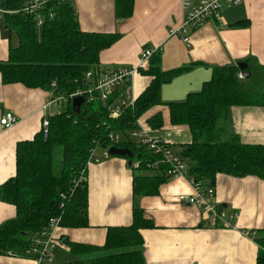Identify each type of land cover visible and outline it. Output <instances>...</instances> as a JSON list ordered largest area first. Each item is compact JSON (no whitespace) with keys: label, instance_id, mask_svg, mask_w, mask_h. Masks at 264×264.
I'll return each instance as SVG.
<instances>
[{"label":"trees","instance_id":"trees-1","mask_svg":"<svg viewBox=\"0 0 264 264\" xmlns=\"http://www.w3.org/2000/svg\"><path fill=\"white\" fill-rule=\"evenodd\" d=\"M0 2L6 9L19 10L25 0ZM133 11L134 0H117L118 18H130ZM52 12L54 18H47L40 30L32 17L5 16L3 24L16 35L18 45L10 47L6 61H0L3 84H21L68 97L88 88L87 73L102 69L100 53L119 36L82 31L76 12L67 2L55 3ZM245 25L240 22L234 27ZM247 62L245 71H240L239 63L213 67L211 80L200 91L189 93L183 101L165 102V85L206 65L191 63L163 71L158 51L148 67L139 70L151 78L149 86L137 98L134 108L126 109L120 117L111 118L109 110L118 93L107 103L84 100L79 114L72 110L69 101L64 111L49 116L47 133L41 129L32 140L17 144L16 175L0 186V201L16 209L14 219L0 224V254L33 260L32 242L52 218H60L61 229L89 227L88 163L98 148L129 150L131 157L123 158L140 162L139 171H149L147 164L160 161V156L135 144L130 136L137 122L147 115L146 124L152 130L164 126L160 110L149 114L157 107H168L172 126H187L191 132L192 141L179 145L176 154L187 164V178L194 183L213 187L218 175L264 178V145L243 143L228 123L232 107H264V66L254 59ZM241 72L246 74L244 80L238 78ZM118 139L122 141L117 142ZM166 170V165L159 164L157 172L161 175L134 177L133 196L158 195L161 185L171 179ZM153 228L156 226L152 220L134 208L131 224L109 227L102 247L65 240L70 253L78 258L66 264H146L142 231ZM257 264H264L261 250Z\"/></svg>","mask_w":264,"mask_h":264},{"label":"crops","instance_id":"crops-1","mask_svg":"<svg viewBox=\"0 0 264 264\" xmlns=\"http://www.w3.org/2000/svg\"><path fill=\"white\" fill-rule=\"evenodd\" d=\"M66 2L76 12L82 31L119 36L111 47L100 53L103 70L139 66L146 48H160L163 71L191 63L206 65L165 85L162 89L165 102L183 101L189 93L200 91L211 80L213 67L248 64L252 59L264 66V0L225 6L218 18L190 33V45L181 38L168 37L170 30L184 18L182 3L178 0H134L133 14L127 19L116 16L117 0ZM240 22L246 25L234 27ZM1 24L0 61H6L10 47L17 46L18 40ZM2 30L7 32V39L3 38ZM150 82V77L141 74L134 78L132 90L136 99ZM51 93L21 84L5 85L0 75V119L9 112L17 118V123L9 129L0 125V186L16 175L17 144L32 140L41 131L43 121L55 115L54 105L45 108ZM157 110L162 112L164 126L153 130L152 135L172 145L178 154L179 145L192 141L191 132L187 126H172L168 107H157L149 114ZM148 116L140 122L146 124ZM228 123L243 143L264 145V107H232ZM103 154L104 149L97 153L96 161L89 165L87 172L89 227L60 228L57 237L74 244L102 247L108 228L130 225L133 209L138 208L156 226L142 231L146 264H257L260 248L264 246V178L218 175L213 186L216 201L227 215L236 214L237 219L232 228L212 227L204 219L200 206L178 201L180 195L195 194L188 179H170L161 185L156 196L134 197V177L161 173L136 171L127 159L120 156L106 159ZM15 217V207L0 201V224ZM58 249L55 261L59 264L78 259L70 253L67 243ZM55 261L52 264H58ZM0 264L37 262L0 254Z\"/></svg>","mask_w":264,"mask_h":264},{"label":"built area","instance_id":"built-area-1","mask_svg":"<svg viewBox=\"0 0 264 264\" xmlns=\"http://www.w3.org/2000/svg\"><path fill=\"white\" fill-rule=\"evenodd\" d=\"M67 0H25L23 6L19 10L6 9L0 2V21H3L7 15L23 14L27 17H32L35 20L36 27L42 29L47 18L53 19L54 13L52 6L59 3H66ZM182 3L184 18L182 22L172 28L168 37H178L184 43L190 45V33L200 28L204 23L218 18L225 6H240L251 0H178ZM160 50V48H146L141 54L140 65L137 67H123L117 70H99L96 73L91 71L86 75L88 88L86 90H78L69 95L56 96L53 92L48 101V106L58 104L60 106L67 105L69 101L75 98L83 97L85 101H101L110 103V117L118 118L128 108H134L136 98L133 95L132 84L134 78L140 74L141 68L148 67L150 58ZM245 73H239L238 78L244 80ZM55 84L53 87L55 88ZM17 123V118L12 113H6L0 119V125L4 129H9ZM49 128L48 119L43 121L42 129L47 133ZM153 130L147 125L142 124L140 120L137 122V127L130 133L131 140L139 145L152 151L155 155L161 157V160L156 163L147 164L149 171H157L159 164L167 166L166 175L171 179L184 177L187 178L188 166L182 159L171 149L168 144L152 135ZM122 141L117 140V142ZM109 148L104 149V158H109L111 155L108 152ZM97 159L96 151H93L90 156L89 165ZM140 162H133L131 167L139 171ZM148 171V170H147ZM193 186L195 194L180 195L178 201L190 206H200L204 219L208 221L212 227L219 226L223 228H232L233 222L237 219L236 214L227 215V213L219 206L216 201V192L213 187L203 186L202 184L194 183L188 179ZM60 218H52L48 225L38 234L32 242L30 252L34 256V261L37 264H51L53 258L51 253L58 249L64 248L66 245L65 239L57 237V232L60 229ZM260 250L264 252V246Z\"/></svg>","mask_w":264,"mask_h":264},{"label":"water","instance_id":"water-1","mask_svg":"<svg viewBox=\"0 0 264 264\" xmlns=\"http://www.w3.org/2000/svg\"><path fill=\"white\" fill-rule=\"evenodd\" d=\"M248 67L247 63H239L238 64V68L240 69V71H245L246 68ZM84 103V98L83 97H78L75 98L72 101V110L76 113L79 114L80 113V108L82 106V104ZM108 152L111 156H120V157H131V152L127 149H119V148H115V147H110L108 149ZM132 162H129V165L131 166Z\"/></svg>","mask_w":264,"mask_h":264},{"label":"rangeland","instance_id":"rangeland-1","mask_svg":"<svg viewBox=\"0 0 264 264\" xmlns=\"http://www.w3.org/2000/svg\"><path fill=\"white\" fill-rule=\"evenodd\" d=\"M0 22H3V21H0ZM2 25V24H1ZM2 26H4V24L2 25ZM2 32H3V38L4 39H7V37H8V34H7V32H5V31H3L2 30ZM15 38V40H16V37H14ZM15 43V42H14ZM137 100V99H136ZM54 110L52 111V112H54L55 114H57L58 112L59 113H61L62 111H64L65 109H66V107H67V105H63V106H60V105H58V104H55L54 105ZM103 151V149L102 148H98L97 150H96V154L97 153H101ZM176 152V151H175ZM99 160V159H98ZM58 250H62V249H58ZM57 249L56 250H54L52 253H51V257L53 258V261H55V256H56V254H55V252L56 251H58ZM57 259V258H56ZM55 262H57V260L55 261ZM54 263V262H53ZM58 264H59V262H57ZM61 263V262H60ZM52 264V263H51Z\"/></svg>","mask_w":264,"mask_h":264}]
</instances>
